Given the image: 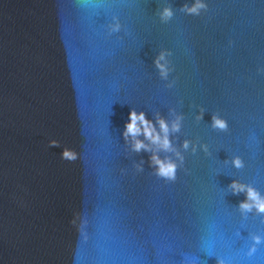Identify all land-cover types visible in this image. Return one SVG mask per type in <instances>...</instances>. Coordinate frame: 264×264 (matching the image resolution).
Instances as JSON below:
<instances>
[{"label": "water", "instance_id": "95a60500", "mask_svg": "<svg viewBox=\"0 0 264 264\" xmlns=\"http://www.w3.org/2000/svg\"><path fill=\"white\" fill-rule=\"evenodd\" d=\"M185 2L0 0L2 264H264V242L245 255L264 224L241 217L244 194L228 188L236 179L264 193V3L208 0L187 16ZM162 3L167 24L155 16ZM112 15L122 28L108 36ZM161 48L172 53L167 81L153 66ZM130 108L153 122L170 108L183 115L169 139L196 152L181 149L174 181L154 175L150 153L127 149ZM214 112L227 132L210 127ZM63 146L79 159L61 160ZM74 210L86 239L68 223Z\"/></svg>", "mask_w": 264, "mask_h": 264}, {"label": "clouds", "instance_id": "9594fccd", "mask_svg": "<svg viewBox=\"0 0 264 264\" xmlns=\"http://www.w3.org/2000/svg\"><path fill=\"white\" fill-rule=\"evenodd\" d=\"M264 3V0H261ZM208 0H186L181 5L179 11L187 16H200L208 10ZM161 24H167L172 20L174 13L172 7L168 3H162L155 13ZM122 25L116 15H112L111 20L104 26L105 34L111 36L113 33L121 31ZM229 40L228 44L231 45ZM172 53L166 48H161L153 57V66L155 67L160 79L167 81L168 75L173 71L172 62L170 60ZM258 74H264V65H258L256 68ZM173 81L167 83L166 87H172ZM198 107V112L195 119H201L203 108ZM154 121L147 119L143 111H137L135 108H130L128 111V119L124 123L121 131V137L131 152L145 151L150 153V166L153 168V173L157 177L165 181H174L176 179V169L183 165L184 156L182 151L196 152V142L185 139L182 141L178 149L169 139L171 134L181 130L183 115L177 113L174 109H169V118L161 116L158 112L154 113ZM210 127L220 131L227 132L229 130L228 121L219 113L214 112L210 117ZM47 147L60 146V140L50 137L47 139ZM201 150L207 155L208 146L200 143ZM171 153L172 157L167 155L161 157L160 153ZM79 153L72 147L63 146L60 159L68 162H73L79 159ZM142 164V162H141ZM141 164H134L136 171H141ZM233 167L240 169L245 166L244 160L239 155H233L231 158ZM121 171H124L121 169ZM228 188L233 194L243 193L244 199L236 205V211L241 217L252 213L259 217L260 223L264 224V193L252 186L250 183H243L240 180H232L228 184ZM79 211L74 210L68 223L76 228L82 236V225L85 223ZM86 239L87 237L84 236ZM246 256H250L256 251V246L264 242V236L259 232H249ZM2 264V262H0ZM180 264H185L181 260ZM188 264H196V261H189ZM216 264H230L221 257H216Z\"/></svg>", "mask_w": 264, "mask_h": 264}]
</instances>
